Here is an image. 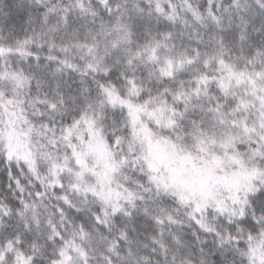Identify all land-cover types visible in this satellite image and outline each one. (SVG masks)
Returning a JSON list of instances; mask_svg holds the SVG:
<instances>
[{
    "label": "snow or ice",
    "instance_id": "1",
    "mask_svg": "<svg viewBox=\"0 0 264 264\" xmlns=\"http://www.w3.org/2000/svg\"><path fill=\"white\" fill-rule=\"evenodd\" d=\"M0 264H264V0H0Z\"/></svg>",
    "mask_w": 264,
    "mask_h": 264
}]
</instances>
